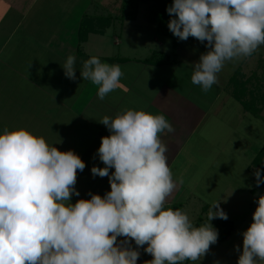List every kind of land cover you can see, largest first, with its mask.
Returning a JSON list of instances; mask_svg holds the SVG:
<instances>
[{
    "label": "clouds",
    "instance_id": "obj_1",
    "mask_svg": "<svg viewBox=\"0 0 264 264\" xmlns=\"http://www.w3.org/2000/svg\"><path fill=\"white\" fill-rule=\"evenodd\" d=\"M166 11L175 37L207 42L191 75L204 92L218 82L225 62L250 57L264 45V0H173ZM74 65L73 55L62 65L70 80H76ZM80 76L98 86L103 100L121 86L123 72L92 56ZM99 122L110 135L97 149L105 166H93L91 173L107 176L111 190L75 204L77 172L86 167L78 154L60 151L26 128L0 134V264H137L144 245L153 257L145 264H183L200 261L217 242L210 221L228 219L220 201L198 227L183 210L165 208L177 187L161 140L165 131H175L166 116L125 109ZM254 176L257 186L264 182L259 169ZM256 203L237 264L264 261V196ZM133 240L137 248L130 246Z\"/></svg>",
    "mask_w": 264,
    "mask_h": 264
},
{
    "label": "crops",
    "instance_id": "obj_2",
    "mask_svg": "<svg viewBox=\"0 0 264 264\" xmlns=\"http://www.w3.org/2000/svg\"><path fill=\"white\" fill-rule=\"evenodd\" d=\"M70 1L0 0V134L5 128H26L43 136L60 151L73 150L78 154L86 167L82 172H77L75 188L80 195H72L70 200L75 204L79 199H90V194L104 196L111 190L107 176L93 177L91 173L93 166H105L97 155V149L101 138L110 135L108 128L99 121L104 116L114 118L125 109L164 114L175 128L173 133H162L161 140L167 146L168 164L177 180V187L168 198L165 208L183 210L192 222L198 216H202L207 222L211 205L220 201V207L229 217L231 211L228 209H233L234 198L239 192L235 186L225 183L231 182L233 175L217 179L220 176L216 167L229 164L233 155L239 151L230 157L221 144L231 141L239 132L245 133L250 125L247 115L251 113L231 94L229 85L231 76L238 68L248 79L254 74V71L247 72L250 62L245 65L244 57L232 72H227L224 76L219 72L218 82L208 92H204L200 86L191 82L195 64L193 57L179 58L178 55H173L175 49L169 54L164 49H152L150 45L143 46L144 50L134 47L133 52L127 54L121 45L122 34L114 32L110 42H113L112 49L116 48V52L109 56L99 54L98 58L103 63L119 65L123 76L121 86L101 100L97 95L98 86L88 80H82V84L79 81L83 79L81 76L70 80L61 75L59 80L54 74L60 70L59 66L54 67L55 57V60L62 63L61 68L69 55H73L75 63H81L83 67L82 59L86 56L82 54L81 45L92 34L79 42L80 22L84 16L93 20L102 17L100 8H107L105 5L109 4L105 3L107 0H78L77 4L74 2L71 5ZM86 6L93 7L92 13L88 14ZM135 20L137 19L126 21ZM122 22L123 28L126 22ZM93 34L106 35V31ZM138 34L144 35L146 32ZM129 36L131 38L134 35L132 33ZM187 41L192 42L193 38ZM130 42L136 44L133 39ZM145 48L149 49L147 53ZM188 50L192 51L190 55L193 54V48ZM153 51L169 54V61L158 65L144 62L143 59ZM79 56L84 58L78 59ZM128 65L127 72L125 68ZM74 67L82 70L81 66ZM129 73L131 74L126 76ZM248 88L252 90L251 82L248 83ZM233 142L235 146L231 148L237 150L235 139ZM250 147L255 148L252 145ZM190 165L193 169H200L193 171L195 183L186 179L185 166ZM112 172L114 168L109 169V174ZM196 172H208L209 179L197 177ZM208 180L209 183L203 185L198 183ZM213 181H223V186L215 185L219 187V192L212 201L209 199V192L215 187L210 183ZM255 199L247 213L239 215L241 211H237V218L231 217L233 226L227 237L218 239L211 245L200 261H188L185 264H237L243 250L242 233L247 228L244 222L247 218H253L251 214L256 208ZM219 220L223 219L215 218L210 222L215 224ZM251 221L253 219L246 225L250 226ZM124 239L117 238L118 242ZM130 246L137 248L134 240L130 242ZM237 246L240 248L239 252L236 251ZM146 247L147 245L138 248L140 256L137 264H145L153 259L144 251ZM258 264H264V261Z\"/></svg>",
    "mask_w": 264,
    "mask_h": 264
},
{
    "label": "rangeland",
    "instance_id": "obj_3",
    "mask_svg": "<svg viewBox=\"0 0 264 264\" xmlns=\"http://www.w3.org/2000/svg\"><path fill=\"white\" fill-rule=\"evenodd\" d=\"M69 1V0H68ZM75 2V4H77L78 0H71L70 4L72 5ZM105 3H109L107 6V8H100L102 12L100 13L102 15V17H107L109 15H116L119 16L121 14L120 12V6L122 3V0H107L105 1ZM136 10H135V14H134V18L133 19H137L135 21H126L125 20V26L122 28L121 24L123 23L122 21L118 20V19H114L113 24L115 25H111L107 26V28L104 30L106 31V35H96L93 34L92 32L89 34H92V36L88 39V41L86 43H83L81 45L83 53L81 51V53L83 55L86 56L85 59H82L84 61H86L87 59H89L92 56H100L99 54H102L103 56H109V55H113L116 52V48H113V42H110V39L113 37L114 32L118 33V35L121 33L122 36L120 37V41H121V45L122 47L125 49V51L127 52V54H131L133 52V48L137 47V50H144V48H142L143 46H152V49H158V50H165L167 53H171V51H173V43H172V39L170 37L164 36L162 34L156 33L155 31V25L151 22H147L146 21V14H147V10H148V5L150 3V1L148 0H136ZM87 8L89 9L87 12H89L88 14L92 13L91 11L93 10V7L90 6H86V10ZM97 11V10H96ZM125 12H133V10L130 8L126 9ZM125 12L123 14H125ZM103 20V18H102ZM128 20H132L129 19ZM101 22V19H100ZM34 25V24H31ZM48 25L51 27L50 23H48ZM95 25V24H94ZM107 25V24H106ZM110 25V22L109 24ZM35 26V25H34ZM106 27V26H105ZM146 32V34L144 35H137L138 32ZM131 32V33H130ZM133 33L134 36H131V38H129L130 34ZM88 34V35H89ZM124 36H128L127 38H124ZM130 39L134 40L135 43L137 44H132L130 42ZM157 39V40H156ZM150 42H152L150 44ZM110 43V44H109ZM148 43V44H146ZM161 44H164L161 45ZM207 42L205 41L204 43H201L200 41H198L196 38L193 39V41H179L178 46L175 48V52L173 55H178L179 58H187L189 57H193V63H196L199 61L200 56L204 53H206L209 49L206 47ZM163 46V47H162ZM193 48V54H189L192 51H189L188 49ZM146 53L148 52L149 49L145 48ZM114 52V53H113ZM189 54V55H188ZM185 56V57H184ZM79 58H84L79 56ZM244 58V57H243ZM243 58H240L238 60H234V61H228L225 62V65L223 67V69L220 71V75H225V73L227 72H232V70L236 67V65L238 66L241 62V60ZM56 59V57H55ZM54 59V67L59 66L60 70L55 71V75L57 76V78H59V80H61L62 76L61 75H65L64 74V69L61 68V62L57 61ZM245 61V65L246 63L250 62V65H247L249 67V69L247 70V72H253L255 75L249 76L251 79V85H252V90L254 92H258L256 93L257 95L261 94V100H264V45L260 46L258 48V50L256 52H254L250 57H246V59H244ZM244 63V62H243ZM75 66H81V63H75ZM129 66H126L125 71L128 72ZM80 67V68H81ZM244 69V68H243ZM75 69V73L76 76H80V70ZM58 72V74H57ZM63 72V74H62ZM131 73L126 74V76H129ZM83 79L79 80L82 84ZM81 87L78 88V90H80ZM262 114H259L257 116H253L251 114H248V121L250 123V125L245 129L246 132L242 133L239 132V134L237 136H234L231 141H227L222 143L221 145H223V148H225V152L228 153V156H232L233 153H235L233 155V158L231 160V162L225 163L224 165H219L216 168L219 169V173L217 179H222L223 176H231L233 175V179H231V182H226L231 186H235V188H237L238 190V196L234 198V207L233 209H228L229 211H231V215H229V219L227 220H232V218H237L238 213L237 211H241L239 213V215L241 214H245L249 211V209L253 206L254 204V199L257 201V199L260 196H264V182L260 183L259 186H257L256 183V177L254 176V172L257 169H254L252 162L253 159L256 157V153L258 152L259 148L261 147L262 144H264V106H262ZM240 123V120H239ZM221 131V130H220ZM222 132V131H221ZM223 136L224 133L222 132ZM233 139H235L236 145L238 146V149H232V146H235V143L233 142ZM233 142V143H232ZM254 146L255 148H252L250 146ZM222 164H223V160H222ZM228 164V165H227ZM244 164V165H243ZM186 170H187V174H186V179L189 180L191 183H195L196 181L193 178V171H197L200 169L198 167H194L190 165V166H185ZM207 168V167H206ZM210 170V169H209ZM215 174V173H212ZM197 177H202L203 179H209V173L208 172H201V174H199V172H196ZM216 176V175H215ZM261 178L264 179V177ZM194 181V182H193ZM199 184L203 185L206 183H209V180L206 182H198ZM211 185L213 186H223V181H213L210 182ZM212 187V190L209 192V199H211L213 201V199L216 198V194H218L219 192V187ZM257 207V203L255 204ZM256 209V208H255ZM204 210V209H203ZM206 211V210H205ZM255 211V210H254ZM252 212V217H253V213ZM245 212V213H243ZM247 216V215H246ZM232 217V218H231ZM197 218V217H196ZM195 218V219H196ZM249 219V220H248ZM252 220L251 217L247 218L245 220V227H249L246 225V223ZM206 223V222H205ZM213 227L216 229L215 224L217 225L218 222H216L215 224L210 222ZM247 223V224H248ZM252 223V221H251ZM250 223V224H251ZM247 228L245 230H247ZM197 264V263H194Z\"/></svg>",
    "mask_w": 264,
    "mask_h": 264
},
{
    "label": "trees",
    "instance_id": "obj_4",
    "mask_svg": "<svg viewBox=\"0 0 264 264\" xmlns=\"http://www.w3.org/2000/svg\"><path fill=\"white\" fill-rule=\"evenodd\" d=\"M136 0H122L120 6L121 14L116 17H97L95 20L88 16H84L80 22L78 28V40L82 42L86 39L89 33H102L106 24L108 25L114 19H118L123 21L124 19H133L135 10H136ZM150 1L148 5V10L146 14V20L153 23L155 25V30L157 33L162 34L164 36L170 37L173 43V49L178 46L179 39L175 37L172 32L168 28V22L173 17L169 15L166 11L167 7L171 6L173 0H148ZM132 9L133 12H125L126 9ZM125 12V14H123ZM103 18V20H102ZM101 19V22H100ZM89 26V24H91ZM95 24V25H94ZM194 39V37H189L187 40ZM169 54H166L162 51H153L148 57L143 59L144 62L151 64H162L169 61ZM255 75V74H253ZM251 78H246L240 68H238L235 73L230 78L229 85L231 88V94L237 98V100L241 103L243 108L251 113L254 116H257L262 111V106H264V100H261V94L257 95L253 90L248 88V83L250 84ZM252 165L254 169L260 170V175L264 177V144L261 145L258 152L256 153V157L253 159ZM206 207V206H205ZM205 211V209H204ZM193 224L195 226H200L205 224V219L202 216H198ZM233 223L231 220H219L216 226L218 230V239H224L228 236L232 229ZM188 262V260L184 261L183 264Z\"/></svg>",
    "mask_w": 264,
    "mask_h": 264
}]
</instances>
